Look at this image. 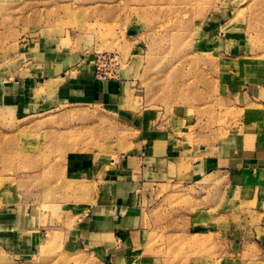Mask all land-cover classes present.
<instances>
[{"label":"rangeland","instance_id":"obj_1","mask_svg":"<svg viewBox=\"0 0 264 264\" xmlns=\"http://www.w3.org/2000/svg\"><path fill=\"white\" fill-rule=\"evenodd\" d=\"M219 9L249 60L264 63V0H0V264H98L76 225L146 120L192 144L257 118L263 108L231 90L211 48L203 24ZM41 39L117 53L126 103L36 107L30 52ZM198 185L149 187L143 250L156 264H231L249 251L262 191ZM24 217L18 232L12 222Z\"/></svg>","mask_w":264,"mask_h":264},{"label":"crops","instance_id":"obj_2","mask_svg":"<svg viewBox=\"0 0 264 264\" xmlns=\"http://www.w3.org/2000/svg\"><path fill=\"white\" fill-rule=\"evenodd\" d=\"M222 18L219 9L203 24L212 39L211 48L223 59L222 77L231 90L257 103L262 112L215 138L202 139L196 134L192 144L158 121L146 120L129 153L98 180L92 203L80 213L75 231L79 242L98 257V264H156V259L143 250L149 234L146 201L154 199L149 187L180 183L197 187L205 178L221 188L248 186L262 191L255 211L257 224L250 228L249 251L235 257L231 264H264V63L249 60L251 56L239 43L238 35L234 30H225L227 22L222 24ZM30 53L33 88L42 95L36 107L88 101L121 108L126 103V85L121 77L103 80L95 75V52L69 53L41 39ZM10 87L3 98L14 99L21 80ZM24 222L25 217L12 225H18L20 232Z\"/></svg>","mask_w":264,"mask_h":264},{"label":"built area","instance_id":"obj_3","mask_svg":"<svg viewBox=\"0 0 264 264\" xmlns=\"http://www.w3.org/2000/svg\"><path fill=\"white\" fill-rule=\"evenodd\" d=\"M121 67V58L117 53L108 51H98L95 53L93 68L98 78L103 80L119 78Z\"/></svg>","mask_w":264,"mask_h":264}]
</instances>
